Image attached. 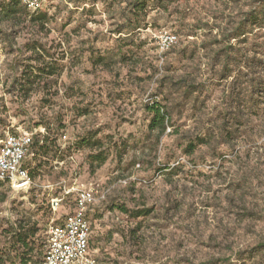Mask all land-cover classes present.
I'll return each mask as SVG.
<instances>
[{"label": "rangeland", "instance_id": "374dc122", "mask_svg": "<svg viewBox=\"0 0 264 264\" xmlns=\"http://www.w3.org/2000/svg\"><path fill=\"white\" fill-rule=\"evenodd\" d=\"M44 11L39 24L0 0V138L45 128L53 147L39 188L0 185V264H42L50 221L73 209L75 195L48 205L64 181L106 192L91 214L97 264H264V0ZM166 35L177 42L163 51ZM154 103L165 132L149 127ZM64 134L75 149L55 155Z\"/></svg>", "mask_w": 264, "mask_h": 264}, {"label": "built area", "instance_id": "2783aa9c", "mask_svg": "<svg viewBox=\"0 0 264 264\" xmlns=\"http://www.w3.org/2000/svg\"><path fill=\"white\" fill-rule=\"evenodd\" d=\"M19 1L31 11L45 9V0ZM160 40L163 51H168L177 42V38L171 35L162 36ZM40 132L44 133L43 130ZM38 133L39 130L18 129L8 132L6 137L0 140V185L8 186L12 192L21 189L20 193L28 194L39 188L26 167V163L36 157L33 144ZM60 141L63 144L60 145L59 155L68 146L67 135L64 134ZM69 160L74 161V157L70 156ZM54 164L60 167L65 161L57 158ZM60 185V196L48 198L51 212H58L66 199L75 195L73 209L62 219L50 221L42 264H97L89 248L92 235L89 213L98 202L105 199L106 192L99 195L93 185L76 189L70 188L65 181Z\"/></svg>", "mask_w": 264, "mask_h": 264}, {"label": "trees", "instance_id": "16d2710c", "mask_svg": "<svg viewBox=\"0 0 264 264\" xmlns=\"http://www.w3.org/2000/svg\"><path fill=\"white\" fill-rule=\"evenodd\" d=\"M15 1L20 3L21 5H23L19 0H15ZM26 10H28L33 15L34 19L36 21H38L39 24H45L47 22V14L44 11L45 9L41 10V11H31V10L26 8ZM245 38H246V35L244 34V35L234 37L233 39L244 40ZM148 110L152 114L151 123L149 125L150 129L151 130H162V132H165L167 125L170 122V116H169V113H168L166 107H163L159 103H154L148 107ZM34 130H39V133L37 135H35V137H34V144H33V150L36 154V157L33 158L32 160H29L26 163V167L30 170L32 178L34 177V171H36V169L38 167L47 164V161L50 160V159H48L49 155L51 154V152H53L52 151L53 147H49L46 145V136H45L46 129L45 128H40V129L34 128L31 131H34ZM41 130H43L44 133L40 132ZM5 137H6V135L4 137L0 138V140H3ZM60 149H61V146L58 145V147H56V149H55V155L59 154ZM71 149H75L74 145L71 147L69 146L63 152H66V151L71 150ZM100 156L101 155H99V154L95 156V161L98 162V164H99L98 166H101L106 160L105 158L100 160L99 159ZM56 158L60 159L59 155H58V157L56 156ZM60 160H62V159H60ZM51 161H53V159H51ZM94 209H95V206L93 207V209L89 213L90 221H91V214L94 212ZM140 216H143V215L138 214V217H140ZM23 244H25V241H23ZM90 245H91V239L89 242V248H90Z\"/></svg>", "mask_w": 264, "mask_h": 264}, {"label": "water", "instance_id": "95a60500", "mask_svg": "<svg viewBox=\"0 0 264 264\" xmlns=\"http://www.w3.org/2000/svg\"><path fill=\"white\" fill-rule=\"evenodd\" d=\"M20 191H21V189L20 190H18V191H15V192H13V195H18V194H20Z\"/></svg>", "mask_w": 264, "mask_h": 264}]
</instances>
